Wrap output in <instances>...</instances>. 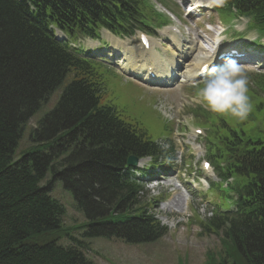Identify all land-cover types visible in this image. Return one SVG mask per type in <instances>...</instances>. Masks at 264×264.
<instances>
[{"label":"trees","instance_id":"1","mask_svg":"<svg viewBox=\"0 0 264 264\" xmlns=\"http://www.w3.org/2000/svg\"><path fill=\"white\" fill-rule=\"evenodd\" d=\"M225 1L221 14L229 15L237 0ZM243 1L264 10V0ZM29 2L38 12L35 19L25 2L0 0V264H95L85 254V239L136 246L159 241L168 229L149 211L152 204L127 160L151 158L154 167L166 153L124 110L101 105L104 81L56 42L49 26L85 33L102 26L123 36L167 19L146 0H100V12L88 10L91 0ZM64 82L57 105L32 134L36 146L16 159L27 123ZM236 155L231 145L214 146L210 157L219 177L245 174L248 159ZM252 162L251 173L230 187L232 194L219 185L221 203L212 217L199 220L201 235L220 241L206 254V264H264V157ZM58 182L89 223L78 228L83 241L69 236L67 246L38 244L65 226L66 209L51 196ZM232 205L236 213L222 211Z\"/></svg>","mask_w":264,"mask_h":264},{"label":"rangeland","instance_id":"2","mask_svg":"<svg viewBox=\"0 0 264 264\" xmlns=\"http://www.w3.org/2000/svg\"><path fill=\"white\" fill-rule=\"evenodd\" d=\"M152 1L155 5L159 4L158 0ZM177 4L179 5L178 2ZM159 9L165 12L161 8ZM179 25L180 22L176 20L172 27L178 29ZM102 39L112 43L111 38L104 32ZM114 42L115 47L124 49L123 59L125 62H129L131 67L129 71L137 70L148 75L147 81H153L150 76L154 73H162L157 74V80L164 78L174 80L172 72L177 68L176 55L172 61H161L157 52L152 49L144 51L139 62L132 64L130 63L131 55L137 51L129 47L130 42H120L116 39ZM80 44L84 46L86 52L91 54V57H93L91 51L95 49L94 47L99 46L97 42L91 40H80L76 45L79 46ZM260 48L264 50L263 45ZM180 63L181 60L177 62V64ZM197 75L193 79L197 78ZM106 78L109 87L103 96L101 105H112L124 110L129 118L140 124V127L148 133L152 140L167 138L173 128L171 125H166L167 122L164 119L167 120V117L171 116V118L180 119L182 123L186 122L185 118H181L183 114L181 101L174 96V94H178L176 90L170 94L169 104L164 106L159 101L161 95L158 92L164 96L165 91L153 92L154 90L150 87H144V89L116 73H110ZM66 82L55 91L50 104L39 110L27 123L15 155L16 159L21 157L23 152L36 146V142L32 140L34 138L32 134L39 121L57 105L58 95L64 92ZM259 85L262 86L260 81ZM187 104L189 105V102ZM158 112L164 116V119ZM178 112H181L180 115ZM262 129L264 131V126ZM257 136L264 140V132ZM189 137L196 138L193 130ZM188 143L182 138L180 130L179 133L173 131L169 140H160L165 151L171 150L172 145L176 148V153L169 158L166 165L162 167L159 163L156 168L145 171L144 177L137 174V178L143 179L142 182L145 184H149L151 179H156L155 176L163 175L161 176L163 180L155 183L157 186L154 184L148 186L146 191L149 198H160L158 201H154L153 213L168 228L169 233L159 242L142 246H133L106 238L85 239L84 242L87 245L85 254L90 260L95 264H179L180 261L183 264H206V254L217 248L219 240L213 235L199 236L201 231L196 217H208L215 209L211 202L218 204L223 196L218 189L219 187L213 186L208 193L209 185L211 186L214 181L219 182V179L215 176L214 169L209 176L202 171L200 163L206 160L204 148L202 151H193ZM142 162L140 169H146L150 164L149 159ZM152 171L154 173H151ZM51 196L60 201L66 209L65 226L59 231L44 236L39 241L36 240V243L44 244L55 241L59 245L67 246L70 244L69 236H75L83 241L81 237L84 230L78 228L83 225L87 226L89 219L77 210L73 195L65 189L62 183L58 182L55 184ZM192 221L194 222L191 223ZM190 223L191 225H189Z\"/></svg>","mask_w":264,"mask_h":264},{"label":"clouds","instance_id":"3","mask_svg":"<svg viewBox=\"0 0 264 264\" xmlns=\"http://www.w3.org/2000/svg\"><path fill=\"white\" fill-rule=\"evenodd\" d=\"M201 75L198 96L207 108L230 114L240 121L247 119L252 107L247 95L249 77L236 59L225 57L224 63H213L207 73Z\"/></svg>","mask_w":264,"mask_h":264},{"label":"bare ground","instance_id":"4","mask_svg":"<svg viewBox=\"0 0 264 264\" xmlns=\"http://www.w3.org/2000/svg\"><path fill=\"white\" fill-rule=\"evenodd\" d=\"M263 48V47H262ZM263 50V49H262ZM195 51H196V54H197V56H195V58H194V62H195V66H196V68H197V71H196V73L195 74H191V78L193 79L194 77H195V75H197V74H199L200 73V71H201V69L202 68H200V66H199V63H200V56H205V54L204 53H202V51H200V49H195ZM264 51V50H263ZM176 106V105H175ZM179 115V114H178ZM171 117V116H170ZM143 162H141L140 163V165L142 164ZM139 165V166H140ZM116 240V239H115ZM117 241H120V240H117Z\"/></svg>","mask_w":264,"mask_h":264},{"label":"water","instance_id":"5","mask_svg":"<svg viewBox=\"0 0 264 264\" xmlns=\"http://www.w3.org/2000/svg\"><path fill=\"white\" fill-rule=\"evenodd\" d=\"M138 164H139V160L135 157H130L127 162L128 167H137Z\"/></svg>","mask_w":264,"mask_h":264}]
</instances>
